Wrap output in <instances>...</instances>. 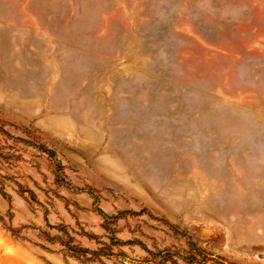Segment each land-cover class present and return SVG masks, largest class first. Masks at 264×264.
I'll list each match as a JSON object with an SVG mask.
<instances>
[{
  "label": "rangeland",
  "instance_id": "rangeland-1",
  "mask_svg": "<svg viewBox=\"0 0 264 264\" xmlns=\"http://www.w3.org/2000/svg\"><path fill=\"white\" fill-rule=\"evenodd\" d=\"M0 264H264V0H0Z\"/></svg>",
  "mask_w": 264,
  "mask_h": 264
},
{
  "label": "trees",
  "instance_id": "trees-1",
  "mask_svg": "<svg viewBox=\"0 0 264 264\" xmlns=\"http://www.w3.org/2000/svg\"><path fill=\"white\" fill-rule=\"evenodd\" d=\"M69 240H71V239H69ZM68 241H66V244L69 243ZM68 249L71 250L75 254L84 253V252L87 251V250H83V249H81V248H79L77 246H73V245L68 246Z\"/></svg>",
  "mask_w": 264,
  "mask_h": 264
}]
</instances>
